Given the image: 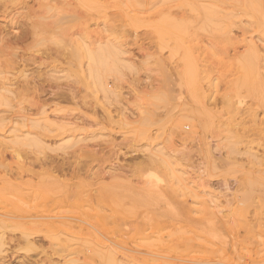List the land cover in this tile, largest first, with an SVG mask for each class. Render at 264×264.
Here are the masks:
<instances>
[{
	"label": "rangeland",
	"instance_id": "1",
	"mask_svg": "<svg viewBox=\"0 0 264 264\" xmlns=\"http://www.w3.org/2000/svg\"><path fill=\"white\" fill-rule=\"evenodd\" d=\"M0 264H264V0H0Z\"/></svg>",
	"mask_w": 264,
	"mask_h": 264
},
{
	"label": "bare ground",
	"instance_id": "2",
	"mask_svg": "<svg viewBox=\"0 0 264 264\" xmlns=\"http://www.w3.org/2000/svg\"><path fill=\"white\" fill-rule=\"evenodd\" d=\"M257 58V57H256ZM91 69V68H90ZM94 70V69H93ZM46 104V103H45ZM195 123V122H194ZM182 125H184V124H182ZM61 212H63V211H61Z\"/></svg>",
	"mask_w": 264,
	"mask_h": 264
}]
</instances>
